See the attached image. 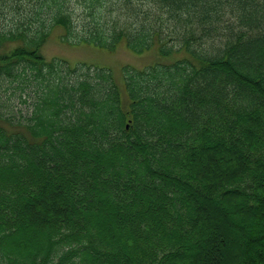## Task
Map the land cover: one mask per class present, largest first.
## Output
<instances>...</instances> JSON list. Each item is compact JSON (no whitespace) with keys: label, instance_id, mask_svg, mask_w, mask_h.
Masks as SVG:
<instances>
[{"label":"trees","instance_id":"obj_1","mask_svg":"<svg viewBox=\"0 0 264 264\" xmlns=\"http://www.w3.org/2000/svg\"><path fill=\"white\" fill-rule=\"evenodd\" d=\"M9 2L0 264H264V0ZM58 27L176 58L125 69L121 91L45 59ZM11 88L25 119L4 110Z\"/></svg>","mask_w":264,"mask_h":264},{"label":"rangeland","instance_id":"obj_2","mask_svg":"<svg viewBox=\"0 0 264 264\" xmlns=\"http://www.w3.org/2000/svg\"><path fill=\"white\" fill-rule=\"evenodd\" d=\"M11 4L9 2L0 10L1 28L8 27L11 29L15 23V18L18 13L12 9ZM41 51L47 61L56 60L66 63L71 67H83L81 72H86L87 68L91 69V74H94V70L98 69L108 70L113 74L121 91L125 78V69L143 71L159 64H170L176 58L174 56L169 58L161 57L156 48L138 53L129 49L125 43H121L115 49L99 47L67 36L65 30L60 27L52 31L51 36ZM12 90V88L7 91L5 89L2 90L5 94L3 97L4 110L15 119H25L26 115H28V103L23 102L26 99V95L21 97V91L19 89ZM215 222L218 223L217 221ZM237 237H239V234L236 235L235 240ZM232 240L234 239L232 238ZM237 245H240L239 247L241 249L235 252L234 256L236 259L239 258V255H241L240 252L243 250L239 242H237ZM239 261L245 263L244 258H240Z\"/></svg>","mask_w":264,"mask_h":264}]
</instances>
